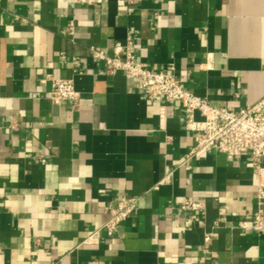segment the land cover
Listing matches in <instances>:
<instances>
[{
    "label": "crops",
    "instance_id": "crops-1",
    "mask_svg": "<svg viewBox=\"0 0 264 264\" xmlns=\"http://www.w3.org/2000/svg\"><path fill=\"white\" fill-rule=\"evenodd\" d=\"M128 34L137 61L211 105L264 96V0H0V264H264V228L240 226L258 208L249 155L182 166L184 110L92 57ZM48 75L73 79L77 109L50 100ZM127 197L137 208L108 236L106 208Z\"/></svg>",
    "mask_w": 264,
    "mask_h": 264
},
{
    "label": "built area",
    "instance_id": "built-area-1",
    "mask_svg": "<svg viewBox=\"0 0 264 264\" xmlns=\"http://www.w3.org/2000/svg\"><path fill=\"white\" fill-rule=\"evenodd\" d=\"M75 4L93 7L97 0H72ZM74 23L69 22L67 31L73 34ZM112 55L91 48V55L104 65L105 72L112 74L121 72L132 81L136 90L145 94L150 100L164 97L179 105L185 113L184 126L196 132L195 144L186 154L182 166H188L189 160L200 152L223 153L229 159L247 153L254 172L257 175L258 208L249 224L242 222L241 227L262 230L264 228V96L257 102L240 108L229 110L211 105L205 98L195 95L184 88L174 74L173 68L154 70L136 60L135 45L128 34L122 45L112 49ZM64 59V55L61 54ZM73 72L79 71V60L72 61ZM51 82L50 100L57 105L69 104L77 109L80 105V94L75 88L72 78L64 79L48 75ZM200 118L197 119L195 114ZM138 198L127 197L109 204L106 208L108 217L102 228L108 236L118 232V228L137 208ZM184 210L200 212L203 203L199 200L186 199L182 205ZM94 236L90 234L86 239ZM211 232L204 234V243L211 241ZM96 264V262H90Z\"/></svg>",
    "mask_w": 264,
    "mask_h": 264
}]
</instances>
